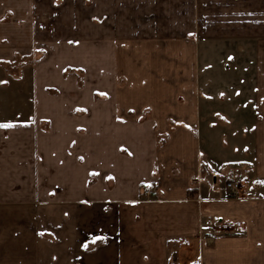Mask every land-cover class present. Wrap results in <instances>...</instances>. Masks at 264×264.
<instances>
[{
  "label": "crops",
  "instance_id": "obj_1",
  "mask_svg": "<svg viewBox=\"0 0 264 264\" xmlns=\"http://www.w3.org/2000/svg\"><path fill=\"white\" fill-rule=\"evenodd\" d=\"M2 1L0 66L15 59L7 29L23 28ZM257 33L251 157L239 170L205 150L198 44L102 40L94 65L49 48L31 95L0 108L12 125L0 127V264H264V0ZM14 43L22 52L23 35ZM225 220L242 228L207 240Z\"/></svg>",
  "mask_w": 264,
  "mask_h": 264
},
{
  "label": "rangeland",
  "instance_id": "obj_2",
  "mask_svg": "<svg viewBox=\"0 0 264 264\" xmlns=\"http://www.w3.org/2000/svg\"><path fill=\"white\" fill-rule=\"evenodd\" d=\"M2 3L7 5L5 18L10 21L16 16L14 22L22 23L23 28H8L7 38H3L7 55L15 59L0 66L10 74L0 77V108L16 106L19 90L25 98L31 95L33 63L49 56V48L55 52L65 46L72 55L85 51L89 64L94 65L96 49L102 40L106 44L113 40L178 37L185 43L198 44L200 50L201 89L208 92L203 107L205 118L213 123V127L203 129L208 134L205 148L208 157L238 170L242 167L240 163L251 157L249 129L256 118L253 62L259 0H5ZM19 34L23 35L22 52L13 49ZM34 39L40 40L39 51L33 50ZM91 67L89 75L94 72ZM72 71L64 70L66 75ZM81 72L84 74V70ZM20 73L24 80L16 82Z\"/></svg>",
  "mask_w": 264,
  "mask_h": 264
},
{
  "label": "built area",
  "instance_id": "obj_3",
  "mask_svg": "<svg viewBox=\"0 0 264 264\" xmlns=\"http://www.w3.org/2000/svg\"><path fill=\"white\" fill-rule=\"evenodd\" d=\"M226 188L231 192H237L240 188V183L236 177L231 175L230 181L228 180L226 183ZM145 195H150V191L147 190L144 192ZM242 228V222L239 221H218V222H213L211 224H208V238L207 240H211L214 237L217 236H223V235H231L235 234L239 229Z\"/></svg>",
  "mask_w": 264,
  "mask_h": 264
},
{
  "label": "snow or ice",
  "instance_id": "obj_4",
  "mask_svg": "<svg viewBox=\"0 0 264 264\" xmlns=\"http://www.w3.org/2000/svg\"><path fill=\"white\" fill-rule=\"evenodd\" d=\"M11 126H12V125L9 124V123H3V124H0V127H4V128H8V127H11ZM94 239H103V237H96V238H94ZM83 246H84V247H87V244L85 243Z\"/></svg>",
  "mask_w": 264,
  "mask_h": 264
}]
</instances>
